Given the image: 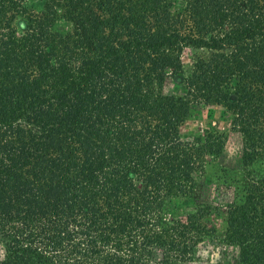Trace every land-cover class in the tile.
<instances>
[{
	"label": "trees",
	"instance_id": "trees-1",
	"mask_svg": "<svg viewBox=\"0 0 264 264\" xmlns=\"http://www.w3.org/2000/svg\"><path fill=\"white\" fill-rule=\"evenodd\" d=\"M39 1L0 0V264H264V171L206 176L264 161V0Z\"/></svg>",
	"mask_w": 264,
	"mask_h": 264
},
{
	"label": "rangeland",
	"instance_id": "rangeland-1",
	"mask_svg": "<svg viewBox=\"0 0 264 264\" xmlns=\"http://www.w3.org/2000/svg\"><path fill=\"white\" fill-rule=\"evenodd\" d=\"M29 4L37 11L41 9L42 3L39 0H29ZM197 52L191 48L185 49L184 53V73H187L191 66V59ZM158 90L167 94H182L183 88L179 84H175L170 77H166L163 83L159 85ZM206 110L201 104H194L190 106V115L186 122L181 127V133L185 137H192L200 134L206 127L208 119H205ZM237 146L231 139L221 155L216 161L209 163L206 167V176L212 180L216 177L226 175L230 178L242 177L246 172H254L260 174L264 171V161L258 160L249 166H245L241 162L240 153L237 151ZM187 209L186 207L183 209ZM182 210V211H183ZM182 211H179L182 213ZM238 248L236 246H225L215 249L212 253L210 261L203 259L193 264H237Z\"/></svg>",
	"mask_w": 264,
	"mask_h": 264
}]
</instances>
